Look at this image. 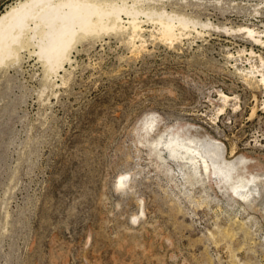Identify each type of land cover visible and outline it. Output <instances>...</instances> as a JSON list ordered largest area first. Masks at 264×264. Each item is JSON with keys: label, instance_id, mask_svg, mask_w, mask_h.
Segmentation results:
<instances>
[{"label": "rangeland", "instance_id": "rangeland-1", "mask_svg": "<svg viewBox=\"0 0 264 264\" xmlns=\"http://www.w3.org/2000/svg\"><path fill=\"white\" fill-rule=\"evenodd\" d=\"M155 5L212 26L92 33L54 76L31 46L0 64V264H264V46L231 30L263 35L264 0ZM168 139L241 158L247 198Z\"/></svg>", "mask_w": 264, "mask_h": 264}, {"label": "bare ground", "instance_id": "bare-ground-1", "mask_svg": "<svg viewBox=\"0 0 264 264\" xmlns=\"http://www.w3.org/2000/svg\"><path fill=\"white\" fill-rule=\"evenodd\" d=\"M151 3L164 5V0H17L0 13V64L12 57L18 59L19 51L31 46L33 55L44 66L46 75L54 76L69 62L70 50L75 42L92 33L125 31L129 44L136 49L144 46L142 34L145 22H151L162 40L170 42L179 40L191 30L199 35L201 31L198 25L200 28L212 26L209 22H198L184 15L168 12L162 7L158 10L156 5L149 10L141 7ZM142 16H145V20L141 19ZM222 30L228 31L229 28L224 26ZM231 30L243 31L252 42L264 46V34L254 28L239 27ZM260 66L251 65L246 76H258L264 89V66ZM168 140L165 144L173 158L180 156L184 163L191 164L195 170L202 168L204 173L209 170L210 163L215 170L224 174L221 181H230L235 194L241 199L247 198L250 193L248 184L256 178L251 176V179H245L234 173L237 163L243 162L241 158L237 162L231 161L221 166L225 159L219 143L210 142L204 148L174 139ZM181 149L184 152H179ZM125 182L126 179L122 177L118 183L123 185Z\"/></svg>", "mask_w": 264, "mask_h": 264}]
</instances>
